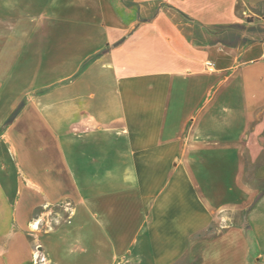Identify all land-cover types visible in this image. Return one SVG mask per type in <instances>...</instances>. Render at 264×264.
<instances>
[{
  "label": "crops",
  "instance_id": "obj_1",
  "mask_svg": "<svg viewBox=\"0 0 264 264\" xmlns=\"http://www.w3.org/2000/svg\"><path fill=\"white\" fill-rule=\"evenodd\" d=\"M220 148L216 216L186 166ZM39 215L53 264H219L222 220L264 264V0H0V264Z\"/></svg>",
  "mask_w": 264,
  "mask_h": 264
},
{
  "label": "rangeland",
  "instance_id": "obj_2",
  "mask_svg": "<svg viewBox=\"0 0 264 264\" xmlns=\"http://www.w3.org/2000/svg\"><path fill=\"white\" fill-rule=\"evenodd\" d=\"M216 152L218 153L217 161L215 159L214 162H210L212 159H208L207 164L199 166L187 165L186 168L190 177L193 180L197 179V183L201 185V189H207L208 192L216 193V195L211 198L203 196L202 200L209 206L212 213H215L216 216H221L226 214L234 203H238L237 201L241 203L240 198L228 194L231 192L227 191L229 190V187L237 184V182H234V178L236 175L240 174V166L234 163L235 159L233 158L236 156V154L240 153V150H234V154L232 153V155L231 149L228 150L220 148L216 149ZM225 154H228V157L230 158L227 160L228 163L222 164L225 163ZM196 175L202 176L203 181L199 177L196 178ZM226 191L228 192L227 195ZM248 201L249 200L245 198V204ZM232 224L233 223L230 221L222 220L221 224L218 225V228L215 229V249L218 255L217 257L219 258V264H228V262H226L227 257L237 252L235 243H233V241H229V239L233 238L232 236H239L241 230ZM121 247L124 248L128 246L122 245Z\"/></svg>",
  "mask_w": 264,
  "mask_h": 264
},
{
  "label": "built area",
  "instance_id": "obj_3",
  "mask_svg": "<svg viewBox=\"0 0 264 264\" xmlns=\"http://www.w3.org/2000/svg\"><path fill=\"white\" fill-rule=\"evenodd\" d=\"M207 64L210 69L214 68V62L207 61ZM58 206L65 207L67 210L71 212L72 210V204L69 201L61 202L58 204ZM37 222L36 225L33 223ZM31 224L30 232L32 235H34L35 238V244L33 247V262L34 264H53L52 261L49 259L47 254L43 251L42 245L37 237H35V233L39 232L42 229H51L53 227L52 220H48L45 216L39 215Z\"/></svg>",
  "mask_w": 264,
  "mask_h": 264
},
{
  "label": "bare ground",
  "instance_id": "obj_4",
  "mask_svg": "<svg viewBox=\"0 0 264 264\" xmlns=\"http://www.w3.org/2000/svg\"><path fill=\"white\" fill-rule=\"evenodd\" d=\"M35 224V223H34ZM36 224H37V222H36Z\"/></svg>",
  "mask_w": 264,
  "mask_h": 264
}]
</instances>
